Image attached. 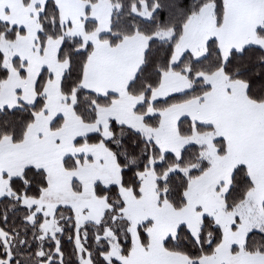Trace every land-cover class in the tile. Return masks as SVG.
<instances>
[{
  "label": "snow or ice",
  "instance_id": "6c2138e0",
  "mask_svg": "<svg viewBox=\"0 0 264 264\" xmlns=\"http://www.w3.org/2000/svg\"><path fill=\"white\" fill-rule=\"evenodd\" d=\"M0 264H264V0H0Z\"/></svg>",
  "mask_w": 264,
  "mask_h": 264
}]
</instances>
